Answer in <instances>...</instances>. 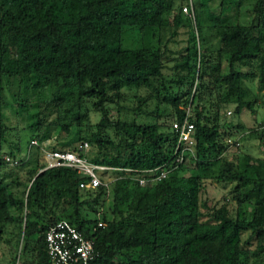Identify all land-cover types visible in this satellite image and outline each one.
Listing matches in <instances>:
<instances>
[{"label":"trees","instance_id":"1","mask_svg":"<svg viewBox=\"0 0 264 264\" xmlns=\"http://www.w3.org/2000/svg\"><path fill=\"white\" fill-rule=\"evenodd\" d=\"M208 1L200 0V14L194 15L199 33L204 21L201 11ZM221 1L219 14L206 18L216 29L215 61L224 55L228 72L218 73L219 68L210 64L211 54L201 52L196 46L198 35L193 34L188 38L191 45L172 67L178 78L168 82L156 30L162 26L163 11L173 8L171 0H0V80L4 75L16 77L23 93L49 92L44 100L33 103L37 112L28 128L35 139L41 143L53 138L57 128L60 135L79 126L83 101L93 100L100 118L77 139L88 144V161L117 168L112 176L122 175L107 187L80 189L85 178L72 168L41 171L40 149L29 146V140L27 158L16 166L24 169L25 180L0 173V232L6 225L17 224L24 247L32 245L34 264H49L44 236L59 220L68 221L92 240L101 264H264V156L242 154L237 164L223 163L214 179L233 184L235 213L221 206L202 220L200 182L225 159V150L230 148L226 140L239 142L241 136L235 138L231 130L240 124L220 122L217 113L207 112L202 100L194 105L189 95L182 102L181 94L169 87L171 82L190 85L195 73L196 79L214 74L217 83L226 84L225 91H238L242 79L254 74L234 72L233 66L252 67L254 60L259 85L264 84V6L254 4L251 21L237 23L229 19V13L238 10L240 0ZM174 20L178 24L181 16L177 14ZM126 28L139 31L142 42L138 47H123ZM156 86L171 109L169 124L156 121L160 118L156 108L149 112L132 108L131 116L119 113L110 120L105 104L124 108L119 105L123 88L153 91ZM146 99L138 98V105ZM219 101L224 109L235 104V113L241 105L252 109V103L241 101L239 94L236 99ZM188 105L193 108L189 118L195 127L193 157L156 185H138L135 173L154 169L171 158L175 134L170 126ZM4 129L0 119V167L6 166L1 150ZM17 150V146L12 148L8 156L16 158ZM190 161L194 168L183 174ZM121 169L133 172L126 175ZM107 190L111 202L102 211ZM98 222L103 226L98 227Z\"/></svg>","mask_w":264,"mask_h":264},{"label":"rangeland","instance_id":"2","mask_svg":"<svg viewBox=\"0 0 264 264\" xmlns=\"http://www.w3.org/2000/svg\"><path fill=\"white\" fill-rule=\"evenodd\" d=\"M171 1L173 2V8L163 11L162 26L156 30L158 39L157 44L162 52L161 56L164 63L163 72L166 80L169 82L171 79L175 80V78H178L176 75H173L174 72L172 67L179 61L185 49L191 45L188 38L193 34L198 35L197 37L199 40L196 46L200 47L201 52L206 55L211 54L210 64L219 68L218 73L225 74L228 72L229 67L224 55H221L218 60L215 61L219 48L216 29L210 25L212 20L206 18L208 15L219 14L222 1L209 0L207 2L206 10H204V13L201 11V17L204 21L200 33L196 31L194 21V15H196V13L200 14V12H197L199 9L201 10V6H199L200 0ZM254 4L264 6V0H240V5L237 8L238 10L229 13V19L237 23L250 22L253 16L251 8ZM184 7L186 11L183 10ZM177 14L181 16V21L178 24H176L174 20ZM152 41L155 43L157 40ZM141 42V36L137 29L126 28L122 41L124 48H136ZM256 63V60H254L252 67L242 66L240 64H235L233 66L232 69L234 72L254 74L253 78L249 77L242 79L238 91L234 89L225 91L223 88L226 84L217 83L214 74H208L202 79H196L197 74L195 73L194 79H192L190 85L189 82L180 86H177L174 82L169 83L171 85L169 86L170 91L173 93L178 92L179 95L181 94L180 98L182 102H184L185 98H188L189 95H192L194 105L198 100H202L207 112H209L210 109V113L213 114V116L217 113V118L220 122H231L233 126L237 123L240 124L238 129L233 128L231 130L235 138L241 136V139L238 140L241 145L240 148H229L225 150V159H222V163H219L218 166L214 168V172L208 171L207 175L209 178H204L200 182L199 206L202 213V220L208 219L210 214L221 206H226L229 214L233 215L235 213L237 203L234 198L235 193L232 191L233 184H223L214 179V176L223 167V163H226L225 165L231 163L237 164L238 158L242 156V154H248L254 158L264 156V84L259 85V71L258 68L254 66ZM210 72H212V70ZM213 73H215V71ZM188 78L191 79V75L188 76ZM200 84H202L201 89H196ZM19 86L16 77L4 75L0 80V119L5 127V131H3L1 136L2 157L8 156L7 153L16 146L18 148L17 157L23 156L22 154L27 155L29 140L36 138L34 137L35 133L28 128L34 121V113L37 112V108L33 103L36 102L37 99L44 100L49 94L45 89H37L35 91L28 90L26 93H23ZM38 90H43L42 94L39 95V93H37ZM150 92L152 96H150ZM161 92L162 89L159 86H156V89L153 91L137 89L136 87L123 88L121 90L122 100L119 102V105H122L124 108H118L115 103L105 104L108 117L110 120H115L119 116V113L123 114V117L127 114L131 116L130 110L132 108L135 110L139 108V110H147L148 112L156 108L160 110V118L156 121L162 125L163 123L169 124L168 119H170L169 115L171 114V109L167 103L161 100ZM238 94L241 101H250L252 103L251 110L241 105L239 110L235 113L233 111L235 104L227 105L226 109H224V106L222 107L219 99H236ZM141 97H147L148 99H146L144 104L139 106L137 101L138 98ZM22 104L25 105V108L21 106ZM92 104L93 100H84L79 109V114L82 116L81 124L79 126H71L69 128L70 132L61 133L60 135L58 134L59 128L55 129L52 133L54 137L49 139L50 146H55L56 148H77L82 142V139H77V136L80 133L84 136L86 134L85 130L91 129L100 118L99 112L94 110ZM117 109L119 110L117 111ZM227 111H230L231 114L227 115ZM211 114L210 116H212ZM54 115L55 114L49 115L48 120L52 119ZM60 116H62L61 113ZM64 122H67V120L64 119ZM252 130L256 132H252ZM73 137L75 140L70 143L69 140ZM57 141H60L61 144L58 145ZM89 152L90 149L87 153ZM191 162L192 161L187 163L183 170V174L188 173L194 168V164ZM0 173H11L10 175L17 176L21 181L25 180L24 169L21 170L16 166L10 167V165L6 164V166L0 167ZM110 194L111 193L107 190L105 206L101 209L102 211L106 210L108 204L111 202ZM22 235V229L19 228L17 224H9L2 228L0 232V264H11L12 262H14V264H34V253L31 249L32 245L30 243L24 247ZM243 236L246 238L245 234Z\"/></svg>","mask_w":264,"mask_h":264},{"label":"built area","instance_id":"3","mask_svg":"<svg viewBox=\"0 0 264 264\" xmlns=\"http://www.w3.org/2000/svg\"><path fill=\"white\" fill-rule=\"evenodd\" d=\"M183 10L186 11V8L184 7ZM192 110V106L188 105L184 108V115L171 123L170 128L175 134L171 158L154 169L135 173L133 177L138 185L142 187L156 185L160 180L176 171L188 158L193 157L196 141L194 137L195 127L189 118ZM226 114L230 115L231 112L227 111ZM239 143H234L232 138L226 140V144L230 148L239 146ZM29 146H36L40 149V162L43 164L41 171L69 167L74 169L78 175L83 176L85 180L79 183L80 189L95 190L101 186L107 187L116 179L122 178V175H110L111 171H117V168L88 161L85 156L88 149L86 142H81L77 148H56L50 147V140L40 143L33 138L30 140ZM22 155L16 158L6 155L2 158L7 165L15 167L21 159L27 158V155ZM121 170L126 175L133 172L131 169ZM144 174L146 175L144 176ZM97 226L101 227L103 224L98 222ZM44 242L49 264H101L97 260L98 252L95 250L92 240L85 237L66 220H59L51 225L45 233Z\"/></svg>","mask_w":264,"mask_h":264}]
</instances>
